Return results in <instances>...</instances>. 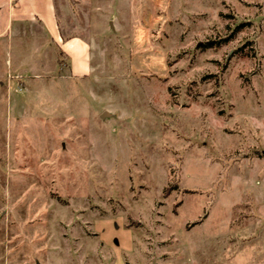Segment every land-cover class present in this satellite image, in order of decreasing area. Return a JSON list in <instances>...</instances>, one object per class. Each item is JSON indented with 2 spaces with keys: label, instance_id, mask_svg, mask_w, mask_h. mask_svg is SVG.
Segmentation results:
<instances>
[{
  "label": "rangeland",
  "instance_id": "rangeland-1",
  "mask_svg": "<svg viewBox=\"0 0 264 264\" xmlns=\"http://www.w3.org/2000/svg\"><path fill=\"white\" fill-rule=\"evenodd\" d=\"M63 3L90 68L0 89V264H264V0Z\"/></svg>",
  "mask_w": 264,
  "mask_h": 264
},
{
  "label": "crops",
  "instance_id": "crops-1",
  "mask_svg": "<svg viewBox=\"0 0 264 264\" xmlns=\"http://www.w3.org/2000/svg\"><path fill=\"white\" fill-rule=\"evenodd\" d=\"M58 1H62V4ZM63 1L0 0V89L8 92L14 88L7 78L8 74H21L32 80L41 78V72H45L56 81H65L66 78L71 79L76 74L83 75L89 71L90 47L67 31L70 14L62 9L65 5ZM61 57L67 59V64L62 62ZM65 66L67 76L55 75L56 67L57 71L63 72ZM40 68L44 71L34 72V69ZM3 69L6 71L4 74ZM4 75L6 83L2 80ZM14 102L21 108V99ZM11 148L10 142L8 149ZM4 215L0 212V218H4ZM116 242L121 244L118 240ZM119 261L120 258L112 264H123Z\"/></svg>",
  "mask_w": 264,
  "mask_h": 264
},
{
  "label": "trees",
  "instance_id": "trees-1",
  "mask_svg": "<svg viewBox=\"0 0 264 264\" xmlns=\"http://www.w3.org/2000/svg\"><path fill=\"white\" fill-rule=\"evenodd\" d=\"M209 45H212V42H211V43H209V44H207V46H208V47H211V46H209Z\"/></svg>",
  "mask_w": 264,
  "mask_h": 264
}]
</instances>
